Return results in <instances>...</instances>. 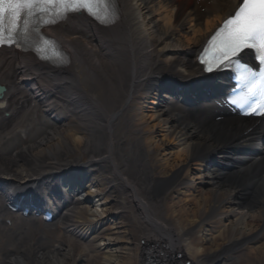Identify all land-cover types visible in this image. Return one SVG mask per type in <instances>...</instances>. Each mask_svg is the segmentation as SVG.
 Here are the masks:
<instances>
[{
	"label": "bare ground",
	"instance_id": "1",
	"mask_svg": "<svg viewBox=\"0 0 264 264\" xmlns=\"http://www.w3.org/2000/svg\"><path fill=\"white\" fill-rule=\"evenodd\" d=\"M239 3L116 0L108 26L72 15L45 29L64 69L0 51V264H142L144 245L161 239L189 264L241 249L264 264V123L192 100L198 55ZM74 152L88 165L68 171L74 191L59 194L53 172ZM24 191L47 197L54 228L8 212Z\"/></svg>",
	"mask_w": 264,
	"mask_h": 264
},
{
	"label": "snow or ice",
	"instance_id": "2",
	"mask_svg": "<svg viewBox=\"0 0 264 264\" xmlns=\"http://www.w3.org/2000/svg\"><path fill=\"white\" fill-rule=\"evenodd\" d=\"M104 2L112 0H0V46L15 44L19 47L20 40L27 41L32 33L39 34L42 25L66 22L72 15L86 12L98 20L99 17L95 16L89 5ZM44 43L49 41L44 40ZM209 48H214L216 55L211 61L204 59L208 49L204 50L201 63L206 65L205 71L236 66L250 77L246 81L251 86L250 91L251 88L258 89L253 95L264 96V67L254 72L246 63L234 59L245 49H255L254 58L264 66V0H241L239 10L212 38ZM245 114H248L247 110Z\"/></svg>",
	"mask_w": 264,
	"mask_h": 264
},
{
	"label": "rangeland",
	"instance_id": "3",
	"mask_svg": "<svg viewBox=\"0 0 264 264\" xmlns=\"http://www.w3.org/2000/svg\"><path fill=\"white\" fill-rule=\"evenodd\" d=\"M42 121L45 122V123H50V124H54L53 121H49L48 119L46 118H42ZM132 143V140H128V145H131ZM130 151V147H127L126 148V152L128 153L130 159V164L133 165L134 161L136 160V157L131 155V151ZM134 157V158H133ZM69 160H72V161H77V160H84L85 162H88L89 161V157L86 153H81V152H74L73 154L70 155L69 157ZM127 216L130 218L131 215L127 214ZM58 221V217L55 219V221L51 224H43V228H46V229H50V228H54L56 226V223ZM38 237H41L42 236V232L39 231L37 233ZM231 258L232 259H229L227 262H223L221 264H253L251 259H249V256L247 255V253L244 251V250H238L237 252H234L232 255H231ZM255 264H259L258 262H256Z\"/></svg>",
	"mask_w": 264,
	"mask_h": 264
},
{
	"label": "water",
	"instance_id": "4",
	"mask_svg": "<svg viewBox=\"0 0 264 264\" xmlns=\"http://www.w3.org/2000/svg\"><path fill=\"white\" fill-rule=\"evenodd\" d=\"M3 91V89H0V93Z\"/></svg>",
	"mask_w": 264,
	"mask_h": 264
}]
</instances>
